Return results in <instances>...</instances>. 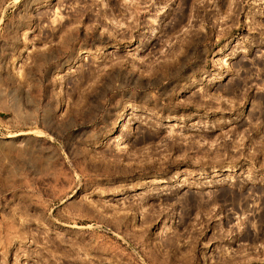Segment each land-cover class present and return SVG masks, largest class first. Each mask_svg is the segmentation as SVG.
I'll list each match as a JSON object with an SVG mask.
<instances>
[{
  "label": "rangeland",
  "instance_id": "1",
  "mask_svg": "<svg viewBox=\"0 0 264 264\" xmlns=\"http://www.w3.org/2000/svg\"><path fill=\"white\" fill-rule=\"evenodd\" d=\"M0 264H264V0H0Z\"/></svg>",
  "mask_w": 264,
  "mask_h": 264
}]
</instances>
